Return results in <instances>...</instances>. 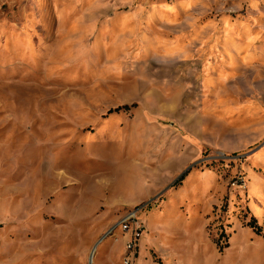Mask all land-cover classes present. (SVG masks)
Returning a JSON list of instances; mask_svg holds the SVG:
<instances>
[{
    "label": "rangeland",
    "instance_id": "374dc122",
    "mask_svg": "<svg viewBox=\"0 0 264 264\" xmlns=\"http://www.w3.org/2000/svg\"><path fill=\"white\" fill-rule=\"evenodd\" d=\"M126 223L264 264V0H0V264H125Z\"/></svg>",
    "mask_w": 264,
    "mask_h": 264
},
{
    "label": "built area",
    "instance_id": "2783aa9c",
    "mask_svg": "<svg viewBox=\"0 0 264 264\" xmlns=\"http://www.w3.org/2000/svg\"><path fill=\"white\" fill-rule=\"evenodd\" d=\"M122 229L124 231H127L130 233V237H129V244L127 245V250H129V253L125 256L124 258V263L125 264H131L133 263V260L135 259V256H134V241L137 240L141 235H142V232H141V229H139L138 227L136 226H129L127 223L126 224H123L122 226ZM133 254V256L131 258H129V255L130 254Z\"/></svg>",
    "mask_w": 264,
    "mask_h": 264
},
{
    "label": "trees",
    "instance_id": "16d2710c",
    "mask_svg": "<svg viewBox=\"0 0 264 264\" xmlns=\"http://www.w3.org/2000/svg\"><path fill=\"white\" fill-rule=\"evenodd\" d=\"M134 105H135V104H134ZM125 107H127V106H125ZM186 173H187V172H186ZM186 173H185V174H186ZM185 174H183V176H182V177H184V176H185ZM250 224H251L253 227H255V228H256L257 226H255V225H258V224H257V220H256V218H254V217H253V219L251 220ZM256 229H258V230H259V228H256Z\"/></svg>",
    "mask_w": 264,
    "mask_h": 264
},
{
    "label": "bare ground",
    "instance_id": "6f19581e",
    "mask_svg": "<svg viewBox=\"0 0 264 264\" xmlns=\"http://www.w3.org/2000/svg\"><path fill=\"white\" fill-rule=\"evenodd\" d=\"M164 14H165V12H164ZM231 63V62H230ZM163 225V224H162ZM162 242V241H161ZM244 249V248H243ZM249 252V251H248ZM188 254V253H187ZM246 254V253H245ZM241 256V255H240ZM192 264V263H191ZM244 264V263H243ZM246 264V263H245Z\"/></svg>",
    "mask_w": 264,
    "mask_h": 264
},
{
    "label": "crops",
    "instance_id": "0c3cea01",
    "mask_svg": "<svg viewBox=\"0 0 264 264\" xmlns=\"http://www.w3.org/2000/svg\"><path fill=\"white\" fill-rule=\"evenodd\" d=\"M96 249V248H95ZM96 251V250H95Z\"/></svg>",
    "mask_w": 264,
    "mask_h": 264
}]
</instances>
